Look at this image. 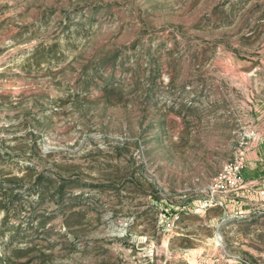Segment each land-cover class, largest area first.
Masks as SVG:
<instances>
[{
    "label": "rangeland",
    "instance_id": "rangeland-1",
    "mask_svg": "<svg viewBox=\"0 0 264 264\" xmlns=\"http://www.w3.org/2000/svg\"><path fill=\"white\" fill-rule=\"evenodd\" d=\"M0 264H264V0H0Z\"/></svg>",
    "mask_w": 264,
    "mask_h": 264
}]
</instances>
